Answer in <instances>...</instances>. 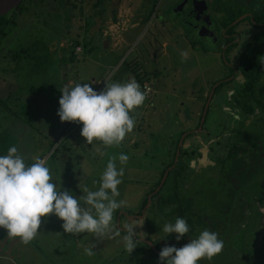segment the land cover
<instances>
[{
	"label": "rangeland",
	"instance_id": "1",
	"mask_svg": "<svg viewBox=\"0 0 264 264\" xmlns=\"http://www.w3.org/2000/svg\"><path fill=\"white\" fill-rule=\"evenodd\" d=\"M81 1L83 12L78 13L74 9L71 16L73 10L60 0H24L23 10L14 12L13 23L0 38V155H5L7 149L15 145L24 154L25 162L31 164L43 152L42 157L46 158L47 166L56 180L53 182L60 183V190H70L79 197L83 195L81 189L85 186L95 190L97 185L94 181L99 180L110 157L124 153L129 160L124 166L122 183L118 186V200L125 202L123 210H135L147 191L159 180L161 170L171 155V143L175 144L180 129L197 123L192 120L189 125L184 121L190 109L200 110V102L194 96L205 93L221 69L216 59L198 55L189 56L186 62H182L181 52L177 49L169 51L172 56L163 53L164 47L161 50L155 48L151 53L143 54V57L137 56L136 51L147 41H152L151 46L158 48L165 39L156 37L155 40L154 36H150L151 31L143 38L145 33L141 35V28L127 26L137 19L136 2L132 3L131 0L132 5L128 6L130 3L123 0L120 5L114 3L110 7H93L94 0ZM129 7L131 11L125 13ZM7 14L12 15L10 12ZM91 17L94 21H90ZM178 45L175 44V47ZM77 46L81 48L79 51L75 49ZM181 49H185V46ZM260 50L264 51V48ZM72 51L75 53L72 54ZM153 52L158 57L155 62L151 59ZM255 52H259L256 47ZM156 67L159 69L154 74L151 68ZM139 69L145 74H141ZM137 75L140 79H136ZM92 77H95L94 81H91ZM130 78H135L141 90L144 83L149 84L151 91L143 105L131 113L135 126L119 146L105 147L99 141L89 145L80 134L81 123L73 122V126L67 128L66 122L60 121L57 115L61 96L59 89L70 86L65 80L71 79L75 84L91 82L94 90L99 92L106 83H123ZM221 102L227 109H220L219 103H212L203 123L204 130H208L210 135L223 130L230 132L238 127L237 120L227 114L228 103ZM260 113L264 117V110ZM260 122L259 127L258 123L251 127L247 120L239 124L242 132L245 129L250 133L249 138L264 141V120ZM62 128L68 130L62 132ZM209 134L203 131L200 136L206 140ZM195 145L200 146L199 143ZM97 148L100 152H97ZM223 160V157L219 158L217 165L209 167L210 171L193 174L196 178L192 184L188 183L189 189L194 185L190 190L192 193L186 194L180 187V197L172 194L171 201L177 203L175 207L185 208L189 204L198 207L202 202L208 209L215 206L221 208L219 203L225 204L228 197L216 189V185L222 186L223 183H215V177L221 176L220 163ZM116 163L117 167L121 166L118 159ZM187 171L184 168L183 176L188 175ZM256 177L253 174L255 181L250 185V195L264 197V183ZM165 185L170 187L169 179ZM155 197L152 206H155ZM253 202V198L248 201L249 207H253ZM148 203L147 199L146 206ZM150 211L149 208L147 213L151 214ZM166 217V212L159 211L147 222V226L144 220L141 226L143 232L151 231L146 232L145 236L154 239L155 229H161L158 231L164 236L161 224ZM41 220L39 234L27 245L19 238H8L6 229L0 228V264H155L153 261L158 260L154 254L152 257L138 247L124 254V232L104 239L91 234L75 236L64 232L63 221L54 214ZM176 235L171 233L162 237L159 243L155 242L157 249L160 251L165 245L179 248L180 244L192 239L185 235L186 240L181 238L179 242L175 239ZM92 244L95 254L85 255L84 249ZM236 247L234 250L238 252L234 257H229L231 248H224L222 258L213 257L211 261L203 259L198 264H264V253L253 255V249L242 242ZM228 258L230 261L234 259V263L224 260Z\"/></svg>",
	"mask_w": 264,
	"mask_h": 264
},
{
	"label": "flooded vegetation",
	"instance_id": "2",
	"mask_svg": "<svg viewBox=\"0 0 264 264\" xmlns=\"http://www.w3.org/2000/svg\"><path fill=\"white\" fill-rule=\"evenodd\" d=\"M60 1L66 7H70L71 11L73 10L71 16L74 15V9H77L78 13L83 12V9L81 10L83 1L81 0ZM75 1L78 2L74 3ZM126 1L130 3L131 0ZM131 2L137 4L135 8L137 12L133 10L137 13V19L133 24L128 23L127 26L141 28V35L145 33L142 36L143 38H146V35L150 34L151 31L152 35L150 36H154L155 40L156 37L165 39V42L159 43L158 48L151 46L152 41H147L145 45L138 48L136 51L137 56L143 57V54L151 53L155 48L161 50L162 47L165 49L163 53L172 56L169 51H176L177 49L179 52L188 51L189 56L197 57L198 55L206 59H216L221 71L218 70L219 74H216L205 93L194 96V99L200 102V110L190 109L185 115L186 120L184 119V121L189 125H191L192 120H196L197 123L191 127L180 129L175 144L174 142L171 143L172 147L169 148L171 155L167 160L168 163L163 166L160 178L155 183L156 185L147 191L135 210L126 211L121 209L116 212L115 219L118 227L122 229L132 219H143L147 226V222L161 211L166 212L167 216L161 224L162 227L166 222H174L175 218L183 217L189 225L190 231L185 234L189 239L196 238L205 229L216 232L218 238L223 241V249H232L228 251L230 253L229 257L237 255L238 251L235 252L236 245L241 242L253 249V255L264 253V207L262 205L264 204V197L250 195V185L255 181V179L253 180V174L254 156L256 154L253 152L254 149L251 148L252 150H250L249 147L251 141L254 140L249 138L250 133L243 129L248 137L245 136L239 124L247 120L251 127L255 123H259V127L260 120H264V117L259 115L264 109H260L258 106L255 107L253 112L244 111L245 100H248L249 105L255 104V102L239 92L240 86L246 83V77L242 70L243 60L249 59L254 54L264 52L260 50L264 48V0H132ZM114 3L120 5L123 4V0H94L92 6L103 5L105 7L107 5L110 7ZM130 5L132 4H128V6ZM127 10L131 11V8ZM101 17L102 15L98 19ZM90 21H94L92 17ZM175 44L179 45L175 47ZM184 46L185 49L182 50L181 47ZM255 47L259 52H255ZM151 59L153 62L158 60L156 52H153ZM160 67H162L161 63ZM151 69L156 74L159 67ZM138 71L145 74L140 69ZM260 99L264 105V95ZM221 101L228 103L226 105V107H229L227 114H231L232 118L237 120L238 127L230 132H224L223 130L220 133L210 135L208 130H204L203 123L212 103L216 105L219 103L220 109L225 108V104L222 105ZM204 111V118L200 123ZM233 123L230 124L233 125ZM203 131H205V134L210 135L208 138L204 136V138H207H205L206 140H203L200 136ZM195 143H199L200 146H196ZM212 144L214 146H211ZM259 148L264 149L262 141ZM260 154H262V151ZM221 157L225 160L220 163L221 176L215 177V183H223L222 186L216 185V189L225 194L228 201L225 204L219 203L221 208L215 206L208 209L205 203L202 202L198 204V207H192L191 204L185 208L182 206L175 207L177 203L171 201L172 194L180 197L178 195L180 187L185 190L186 194L192 193L190 190L193 189L194 185L191 189H189V185L196 178L193 174L196 175L197 172L202 170L210 171L209 167L217 165L218 159ZM239 160L242 163L246 160L250 164L249 167L246 168L245 166V169L242 164L239 168H234V163ZM184 168L188 169L186 174L189 176H185L189 179L183 176ZM256 176L259 182L262 180L261 183H264V172ZM162 177L163 180L161 181ZM241 177L244 179L240 180ZM168 179L170 187L165 185ZM262 185L264 186V184ZM148 194L150 196L147 198ZM154 197L156 203L155 206H152ZM252 198L254 201L253 207H249L248 201ZM147 199L149 203L146 206ZM149 208L151 214L147 213ZM134 230L143 232L142 227H139V229L136 227ZM155 230L156 232L153 231L154 239L147 235L142 238L135 237V239L142 240L137 247L140 250L147 251L152 257L153 254L156 257L159 256V253L156 252L158 249L155 242L158 241L159 243L164 237L158 231L161 229ZM146 232L144 233L146 234ZM182 238L186 240L185 237ZM148 242H151L154 248ZM187 243L180 244V247ZM224 253L225 251L222 250L215 257L222 258ZM124 254H126V251ZM224 260L230 261L229 258ZM230 262L234 263V259ZM153 263L159 264V261L156 260Z\"/></svg>",
	"mask_w": 264,
	"mask_h": 264
},
{
	"label": "clouds",
	"instance_id": "3",
	"mask_svg": "<svg viewBox=\"0 0 264 264\" xmlns=\"http://www.w3.org/2000/svg\"><path fill=\"white\" fill-rule=\"evenodd\" d=\"M181 58L186 62L188 51H182ZM59 90L60 121L81 123L80 134L87 144L99 141L105 147L119 146L132 132L135 120L131 113L143 105L147 96L135 78L106 83L99 92L91 82L65 85ZM128 160L124 153L110 157L99 180L94 181L95 190L85 186L81 189L83 195L76 197L70 190L61 191L60 183L53 182L56 180L46 158L37 156L27 164L24 154L15 145L10 146L5 155H0V228L6 229L8 238H19L27 245L39 234L41 218L54 214L63 221L64 232L75 236L91 234L104 239L124 232L123 247L131 253L142 242L135 237L145 235L134 230L143 225V219H132L122 229L115 219L116 212L125 206L124 201L118 200V186ZM162 231L164 237L176 233L175 239L179 241L190 229L183 217H177L174 222L165 223ZM223 247L218 234L205 229L182 247L165 245L158 261L159 264H198L203 259L211 261ZM93 248V244L85 248V255L93 256Z\"/></svg>",
	"mask_w": 264,
	"mask_h": 264
},
{
	"label": "trees",
	"instance_id": "4",
	"mask_svg": "<svg viewBox=\"0 0 264 264\" xmlns=\"http://www.w3.org/2000/svg\"><path fill=\"white\" fill-rule=\"evenodd\" d=\"M23 8H24V4L22 1L19 4V6L15 10H13L11 16H8L10 14L0 15V38L6 34L7 32L6 29L10 25V23H13L14 12L22 11ZM242 64H243L242 70L244 76L246 77V83L240 86L239 92L241 95H246L250 100L251 99L254 100L255 104H251V105L248 104L249 103L248 100H245L243 106L244 111L253 112L255 110V107L257 106L262 108L264 107L260 99L264 95V52L254 54L249 59H244ZM136 79H140L138 75L136 76ZM142 82L143 80H141V83ZM253 140H254L253 142L251 141V146L249 147V149L250 150L254 149L253 152H255L256 154L254 156V174L256 176L259 175V173L264 172V149L259 148L261 141H258L257 139H253ZM262 146H264V141H262ZM261 151L262 154H260ZM242 164L244 165V168L245 166L247 168L250 165L247 163L246 160L244 163H242V161L239 160L234 163V168H239L240 166H242ZM161 201H165V200H161Z\"/></svg>",
	"mask_w": 264,
	"mask_h": 264
},
{
	"label": "water",
	"instance_id": "5",
	"mask_svg": "<svg viewBox=\"0 0 264 264\" xmlns=\"http://www.w3.org/2000/svg\"><path fill=\"white\" fill-rule=\"evenodd\" d=\"M21 1L22 0H0V15H5V13H7V12L12 13L13 10H15L19 6ZM204 114H205V111L203 112V117H202L200 123H202V121H203ZM148 243L151 244V242H148ZM151 246L153 247L152 244H151ZM156 252L159 253L160 251L156 250Z\"/></svg>",
	"mask_w": 264,
	"mask_h": 264
},
{
	"label": "crops",
	"instance_id": "6",
	"mask_svg": "<svg viewBox=\"0 0 264 264\" xmlns=\"http://www.w3.org/2000/svg\"><path fill=\"white\" fill-rule=\"evenodd\" d=\"M129 10H125L124 12L126 13V12H128ZM123 13V12H122ZM129 13V12H128ZM73 53H75V51H72V54ZM95 80V77H92V80L91 81H94ZM65 81H67V82H69V84H70V86L69 87H72V86H74L75 85V83H74V81H72L71 79H67V80H65ZM73 122H66V126H67V128H69V127H72L73 126ZM68 129H61V131L62 132H64V131H67ZM57 135V133H52V135ZM43 153V152H42ZM42 153L40 154V155H38V156H40V157H42L43 155H42ZM43 158V157H42ZM61 191H63V189L61 190Z\"/></svg>",
	"mask_w": 264,
	"mask_h": 264
},
{
	"label": "built area",
	"instance_id": "7",
	"mask_svg": "<svg viewBox=\"0 0 264 264\" xmlns=\"http://www.w3.org/2000/svg\"><path fill=\"white\" fill-rule=\"evenodd\" d=\"M75 49H76V51H79L81 48L79 46H77ZM142 91H145L146 94L148 95L149 92L151 91L150 85L147 84V83H144L143 86H142Z\"/></svg>",
	"mask_w": 264,
	"mask_h": 264
}]
</instances>
